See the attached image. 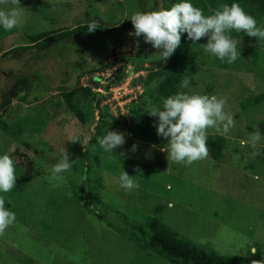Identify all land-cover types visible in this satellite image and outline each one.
I'll list each match as a JSON object with an SVG mask.
<instances>
[{"label": "rangeland", "instance_id": "rangeland-1", "mask_svg": "<svg viewBox=\"0 0 264 264\" xmlns=\"http://www.w3.org/2000/svg\"><path fill=\"white\" fill-rule=\"evenodd\" d=\"M20 6L24 8L22 23L14 27L16 35L4 39L10 47L30 44L28 35L33 33L90 21L107 26L126 22L131 28L128 17L133 11H142L137 0H20ZM129 29L119 28L107 35L87 33L79 46L61 39L40 50L39 57L33 53L37 48L16 50L14 59L12 55L0 57V108L2 96L11 92L19 76L28 75L33 83L30 102L12 98L5 115L0 109V118L25 124L20 137L0 129V153L7 152L16 162L18 175L14 188L3 194L16 220L0 235V264H172L147 245L148 221L158 203L165 204L159 219L182 239L218 255L264 261V164L257 160L263 153L264 132L255 146L240 143L253 133L249 127L264 124V98L254 99L264 95V42L246 38L237 60L228 65L201 49L192 52L185 75L189 88L184 90H210L224 99V110L233 116L228 133L222 128L207 130L208 136L226 138L224 157L209 154L185 166L168 160L161 149L167 140L156 132V117L131 107L134 101L128 99L117 110L118 116L121 111L127 115V127L117 130L108 124L111 127L106 130L123 132V145L105 153L97 141L84 166L69 150L71 133H65L63 127L70 124L73 113L65 108L63 90L94 86L93 76L104 75V83L126 64L124 83L131 92L139 76L147 74L131 62L162 61L157 60L159 49L142 36L132 38ZM125 57L130 61L125 63ZM110 62L113 68L105 74L99 71L102 64ZM137 84L139 97L144 89ZM91 107L87 108L95 118L90 126L95 129L99 111ZM64 149L71 154L72 170L62 173L66 182L54 187L47 177ZM169 162L173 163L169 170L158 167ZM122 169L134 176L138 187H120ZM80 199L93 202L102 218L87 211ZM169 201L174 206L168 205ZM253 245L257 251L250 248Z\"/></svg>", "mask_w": 264, "mask_h": 264}, {"label": "clouds", "instance_id": "clouds-1", "mask_svg": "<svg viewBox=\"0 0 264 264\" xmlns=\"http://www.w3.org/2000/svg\"><path fill=\"white\" fill-rule=\"evenodd\" d=\"M152 4L153 0H148L149 10L133 11L130 14L128 18L131 19L134 31L129 32V35L137 38L142 36L145 42L159 49L157 60H167L174 53L180 44L182 33H186L193 44L206 37L207 43L203 44V51L213 54L221 61L226 60L229 64L234 63L240 55V37H232V30L236 33H246L250 37H256L259 42H264V25L258 24L257 19L238 3H224L215 9L209 8L207 15L201 8L194 6L191 0H176L168 8L153 9ZM0 5L3 6L0 7V27L11 30L22 23L24 8L20 6V0H0ZM96 28L94 22L87 25L88 31ZM103 84L105 82H100L98 87H91L104 96L101 98V106H109L103 104L106 94L96 90L102 88L109 91L110 87L105 89ZM188 88L189 80L185 78L180 83V90L163 98L160 105L147 108L148 114L156 117L157 134L167 140L162 150L167 152L168 160L186 164L209 155V128H222L228 133L233 125L232 114L224 110L223 98L215 94L184 90ZM109 108L115 114L110 106ZM122 115L124 114H120ZM115 116L120 117L116 114ZM261 139V132L257 129L249 134L247 140H241L240 143L255 146ZM98 143L105 153H112L115 148L125 143V134L115 130L106 131L98 139ZM72 162L70 154L64 149L47 177L54 187L66 182L61 174L72 170ZM17 176L16 162L7 152L0 153V235L16 220L15 212L11 207H6L3 194L14 188ZM133 177L122 169L118 177L120 187L125 190L138 187Z\"/></svg>", "mask_w": 264, "mask_h": 264}, {"label": "trees", "instance_id": "trees-1", "mask_svg": "<svg viewBox=\"0 0 264 264\" xmlns=\"http://www.w3.org/2000/svg\"><path fill=\"white\" fill-rule=\"evenodd\" d=\"M175 2L176 0H153L152 8H158L159 3H161L162 7L168 8ZM191 2L194 6L201 8L205 15L209 14V8L215 9L224 3L230 5L235 2L238 3L247 13L254 16L257 19L258 24L264 25V0H191ZM137 3L141 10H149L148 0H137ZM91 22H94L97 28L88 31L87 25ZM119 28L121 29L120 31H122V29H129L130 24L122 22L115 24V26H107L102 25L97 21H90L79 25L77 24L72 28L62 27L54 31L33 33L28 35V39L31 40L30 44H21L20 46L15 45L10 47L9 44L5 45L4 39L7 38L8 40L10 36L16 35L14 33L15 28L4 30L0 27V57L7 58V56L12 55L11 59H14V51L22 50V52H25L27 49L30 50L31 48H37L38 51L33 53H38L40 50L51 47L55 42H58L61 39L78 42L79 46L83 42L81 40L82 36L87 33L94 32L107 35ZM129 30V32L134 30L133 25ZM230 35L234 38L240 37L238 45L239 50V46L244 44L245 39L248 37V41L250 42L259 41L256 37H250L243 32L236 33L234 30L230 32ZM131 37L133 38V36ZM206 43L207 38L202 37L199 41L193 44V42L187 38V34L182 33L179 46L167 60L159 62L132 61L131 65L137 70H147V74L146 76H139V83L143 86L144 91L137 100H134L131 107L142 108L147 111V108L160 105L163 98L180 90V83L186 77L185 75L190 65L192 52H197V50L200 49L203 50V44ZM66 49H69V47L66 46ZM20 54L19 58L21 57ZM39 56L40 54L38 53L37 57ZM124 59L125 63L130 61L127 57ZM224 62H226V60ZM148 63L150 65L147 66ZM113 66V62L102 64L99 67V71L104 74V72L106 73L107 70L113 68ZM2 73L6 74L4 71ZM127 73L126 64H122L120 68L116 69L106 78V83L103 84V87L108 89L112 85H119L126 79ZM103 76H93L94 78H92L91 81H94L96 87L100 85ZM32 87L33 83L28 75L19 76L14 82L11 92L8 91L9 93H5V96H2L3 105L0 109L3 108V114L5 115L8 112L7 107L11 103L10 101L12 98H19L23 102H30L29 93ZM22 93H25V96H22ZM205 93L212 94L210 90ZM62 96L64 98L65 108L73 113V118L70 124L67 123L63 127L65 133L69 131L71 133L70 139L67 140L69 150L75 153L77 159L81 160L82 165L84 166L86 165L85 162L87 158L89 159V149L98 141L99 135L106 132V130L111 127L108 124L117 126L115 128L119 130L120 128L125 129L129 121L126 117L127 115L116 117L115 114L111 112L109 106H101V98L104 96L101 93L94 91L90 86L77 85L72 90H63ZM7 97L11 98L7 100ZM262 97L264 98V95L260 93L254 99L256 101H261ZM35 99H38V97ZM93 101L95 102L94 104ZM89 105L92 106L91 108L93 110L97 109L99 111L98 124L95 129H92L90 126L91 119L95 117L87 108ZM66 121H69V119ZM24 125L25 124L21 121L13 123L9 122L4 116L0 118V129L11 136L20 137L22 133L25 132ZM257 129L263 133L264 124H261L257 128L249 127V130L252 132ZM72 140H76V142H71ZM225 141L226 138L223 135H209L207 141L209 153L216 157H224L223 150L226 145L223 144ZM262 152V154L257 156V160H260L261 164H264V148ZM80 202L83 206L87 205V211L91 214L94 215L95 213L99 218H102L103 215L98 211L96 206L93 205V202L85 203L82 199H80ZM164 208L165 204H156L152 209L153 214L148 221L150 235L148 237L147 245L155 255L168 260L172 264H264L262 259L260 260L253 257L222 256L213 252H207L193 243L182 239L177 231L159 219V215L163 212Z\"/></svg>", "mask_w": 264, "mask_h": 264}, {"label": "built area", "instance_id": "built-area-1", "mask_svg": "<svg viewBox=\"0 0 264 264\" xmlns=\"http://www.w3.org/2000/svg\"><path fill=\"white\" fill-rule=\"evenodd\" d=\"M126 80V79H125ZM122 81L119 85H113L110 87L109 91H105L103 90L102 88H97L96 90L97 91H101L103 93L106 94V98H104L103 100V104H109V106H111L112 108V111L116 114V115H119L118 113V109L120 106H122V102H125L127 99L128 100H132L134 101L133 99H137L138 97V86H136L137 83H139L138 81L135 82V85H133V87H135L136 89L135 90H132L131 92H129L128 90V86H127V82ZM140 84V83H139ZM138 85V84H137ZM140 86H142L140 84ZM124 87L125 90H124ZM142 93V92H141ZM109 95V96H108ZM141 95V94H140ZM117 98H119L118 100H116ZM139 98V97H138ZM123 100V101H122ZM129 101V102H130ZM131 101V102H132ZM119 105V106H118ZM126 105V104H125ZM118 110V111H117ZM121 114H124L123 111H121Z\"/></svg>", "mask_w": 264, "mask_h": 264}, {"label": "crops", "instance_id": "crops-1", "mask_svg": "<svg viewBox=\"0 0 264 264\" xmlns=\"http://www.w3.org/2000/svg\"><path fill=\"white\" fill-rule=\"evenodd\" d=\"M163 148H164V146L161 147V149H163ZM164 154L166 155L167 152H165ZM209 154H211V153H209ZM159 157H163V155H161V156H159ZM159 157H158V158H159ZM172 164H173L172 162H169V163H166V164L164 163L163 165H160V164H159L158 167H160V168H162V169H167V170H169V169L171 168ZM176 165H177V164H176ZM181 165H184V166H185V163H182ZM171 185H172L171 183H168V187H171ZM169 204L174 206V203H172V201H169V202H168V205H169ZM250 248H255L254 250L257 251V249H256L257 247H256L255 245L251 246ZM250 248H249V249H250ZM258 250H259V249H258ZM251 253H252V254H256V252H252V250H251Z\"/></svg>", "mask_w": 264, "mask_h": 264}, {"label": "flooded vegetation", "instance_id": "flooded-vegetation-1", "mask_svg": "<svg viewBox=\"0 0 264 264\" xmlns=\"http://www.w3.org/2000/svg\"><path fill=\"white\" fill-rule=\"evenodd\" d=\"M118 44L122 45L121 43H118Z\"/></svg>", "mask_w": 264, "mask_h": 264}]
</instances>
